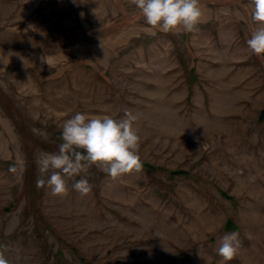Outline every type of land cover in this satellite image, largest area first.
Here are the masks:
<instances>
[{"label": "rangeland", "instance_id": "rangeland-1", "mask_svg": "<svg viewBox=\"0 0 264 264\" xmlns=\"http://www.w3.org/2000/svg\"><path fill=\"white\" fill-rule=\"evenodd\" d=\"M192 32L128 0H0V250L9 264H264V55L251 0H200ZM155 32V34H153ZM130 110L142 169L37 187L77 112ZM85 178L87 195L72 188ZM47 179V176L44 177Z\"/></svg>", "mask_w": 264, "mask_h": 264}, {"label": "clouds", "instance_id": "clouds-1", "mask_svg": "<svg viewBox=\"0 0 264 264\" xmlns=\"http://www.w3.org/2000/svg\"><path fill=\"white\" fill-rule=\"evenodd\" d=\"M128 3L141 12L150 29L163 33H175L180 29L192 32L202 22L204 14L200 0H128ZM251 9L256 26L247 40V47L260 56L264 55V0H251ZM136 120L137 116L130 110H125L120 119L77 112L65 120L58 151H41L36 157L37 187H46L53 196H66L69 190L66 178L81 176L92 166L113 179L139 172L143 165L139 156L140 136L134 126ZM72 188L87 195L92 186L82 177L74 181ZM242 243L239 232L225 234L216 250L221 258L219 264L232 261ZM0 264H9L3 250H0Z\"/></svg>", "mask_w": 264, "mask_h": 264}]
</instances>
